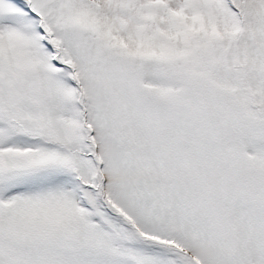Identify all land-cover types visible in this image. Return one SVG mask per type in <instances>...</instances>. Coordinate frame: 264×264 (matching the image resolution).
I'll return each instance as SVG.
<instances>
[{"label":"snow or ice","instance_id":"obj_1","mask_svg":"<svg viewBox=\"0 0 264 264\" xmlns=\"http://www.w3.org/2000/svg\"><path fill=\"white\" fill-rule=\"evenodd\" d=\"M0 264H264V0H0Z\"/></svg>","mask_w":264,"mask_h":264}]
</instances>
